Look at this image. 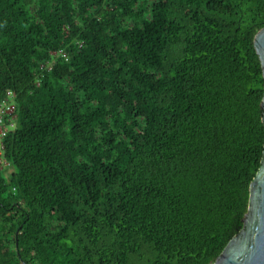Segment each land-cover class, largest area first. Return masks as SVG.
<instances>
[{
    "label": "trees",
    "instance_id": "1",
    "mask_svg": "<svg viewBox=\"0 0 264 264\" xmlns=\"http://www.w3.org/2000/svg\"><path fill=\"white\" fill-rule=\"evenodd\" d=\"M263 28L264 0H0V264H213L264 157Z\"/></svg>",
    "mask_w": 264,
    "mask_h": 264
},
{
    "label": "water",
    "instance_id": "2",
    "mask_svg": "<svg viewBox=\"0 0 264 264\" xmlns=\"http://www.w3.org/2000/svg\"><path fill=\"white\" fill-rule=\"evenodd\" d=\"M254 44L264 77V28L255 36ZM261 107L264 111V97ZM213 264H264V157L250 186V202L244 228L231 239Z\"/></svg>",
    "mask_w": 264,
    "mask_h": 264
},
{
    "label": "built area",
    "instance_id": "3",
    "mask_svg": "<svg viewBox=\"0 0 264 264\" xmlns=\"http://www.w3.org/2000/svg\"><path fill=\"white\" fill-rule=\"evenodd\" d=\"M15 111V95L9 92L6 98L0 102V166L3 169L10 167V163L6 159L7 149L5 146V138L8 135L6 129L8 127L10 129L15 128Z\"/></svg>",
    "mask_w": 264,
    "mask_h": 264
}]
</instances>
